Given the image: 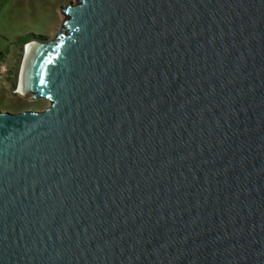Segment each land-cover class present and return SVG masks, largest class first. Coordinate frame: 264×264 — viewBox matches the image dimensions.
Instances as JSON below:
<instances>
[{
  "label": "water",
  "instance_id": "95a60500",
  "mask_svg": "<svg viewBox=\"0 0 264 264\" xmlns=\"http://www.w3.org/2000/svg\"><path fill=\"white\" fill-rule=\"evenodd\" d=\"M0 111V264H264V0H77Z\"/></svg>",
  "mask_w": 264,
  "mask_h": 264
},
{
  "label": "rangeland",
  "instance_id": "374dc122",
  "mask_svg": "<svg viewBox=\"0 0 264 264\" xmlns=\"http://www.w3.org/2000/svg\"><path fill=\"white\" fill-rule=\"evenodd\" d=\"M68 3L76 4L77 0H0L1 112L42 111L48 107V102L31 100L30 93L22 94L17 87L25 47L56 37L65 20L60 9Z\"/></svg>",
  "mask_w": 264,
  "mask_h": 264
},
{
  "label": "bare ground",
  "instance_id": "6f19581e",
  "mask_svg": "<svg viewBox=\"0 0 264 264\" xmlns=\"http://www.w3.org/2000/svg\"><path fill=\"white\" fill-rule=\"evenodd\" d=\"M32 44H35L34 42H30V43H28V45L25 47V58H26V56H27V54H28V52H29V49H30V47H31V45ZM25 58H24V60H25ZM24 60H23V62H24ZM23 66V65H22ZM21 75V74H20ZM20 79V78H19ZM17 88H19V84H18V87ZM18 92H20V91H18ZM20 93H22V94H25V93H23V92H20Z\"/></svg>",
  "mask_w": 264,
  "mask_h": 264
},
{
  "label": "trees",
  "instance_id": "16d2710c",
  "mask_svg": "<svg viewBox=\"0 0 264 264\" xmlns=\"http://www.w3.org/2000/svg\"><path fill=\"white\" fill-rule=\"evenodd\" d=\"M35 37V36H34ZM37 38V37H36ZM39 38V37H38ZM41 38V37H40ZM42 39V38H41Z\"/></svg>",
  "mask_w": 264,
  "mask_h": 264
}]
</instances>
